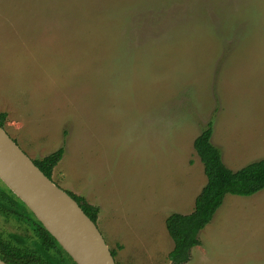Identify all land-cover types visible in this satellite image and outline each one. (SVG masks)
Wrapping results in <instances>:
<instances>
[{"label":"rangeland","instance_id":"374dc122","mask_svg":"<svg viewBox=\"0 0 264 264\" xmlns=\"http://www.w3.org/2000/svg\"><path fill=\"white\" fill-rule=\"evenodd\" d=\"M0 113L31 160L64 149L52 181L103 208L117 264H170L206 124L226 166L264 159V0H0ZM223 209L185 264H264V189Z\"/></svg>","mask_w":264,"mask_h":264},{"label":"trees","instance_id":"16d2710c","mask_svg":"<svg viewBox=\"0 0 264 264\" xmlns=\"http://www.w3.org/2000/svg\"><path fill=\"white\" fill-rule=\"evenodd\" d=\"M5 119L6 113H0V127L3 129ZM211 136L212 124L208 122L192 144L206 177V184L194 200L193 211L188 215L173 213L164 221L173 243V249L167 256L170 264L189 261L191 249L200 245V231L212 221L225 196L248 197L264 189V159L231 171L223 164L220 151L211 144ZM63 153L64 149L60 147L32 162L52 180V171ZM65 192L96 224L99 209L88 204L83 197ZM0 211L11 213L29 228L26 234L0 235V259L6 264H75L31 211L3 184H0ZM110 253L113 258L116 256L114 250H110Z\"/></svg>","mask_w":264,"mask_h":264},{"label":"water","instance_id":"95a60500","mask_svg":"<svg viewBox=\"0 0 264 264\" xmlns=\"http://www.w3.org/2000/svg\"><path fill=\"white\" fill-rule=\"evenodd\" d=\"M0 182L31 211L75 264H116L96 224L1 127ZM0 264L6 263L0 259Z\"/></svg>","mask_w":264,"mask_h":264},{"label":"crops","instance_id":"0c3cea01","mask_svg":"<svg viewBox=\"0 0 264 264\" xmlns=\"http://www.w3.org/2000/svg\"><path fill=\"white\" fill-rule=\"evenodd\" d=\"M210 142H213V143H215V144H217V142L215 141V140H213V138H212V140H210ZM221 159H222V162H224L223 161V158L221 157ZM200 161V160H199ZM224 165H225V162L223 163ZM226 166V165H225ZM228 169H230L231 171H236V170H238V169H240V168H232V167H230V166H226ZM190 174H192V172L191 171H189V175ZM206 184V183H205ZM204 184V185H205ZM193 185H195V183H192V186ZM204 185L202 186V185H198L197 187V189L198 190H196L195 192H189L188 193V196H189V201H188V203L187 204H190V203H193V206L191 207V210H190V212H189V214L193 211V208H194V200H195V198H196V196L199 194V192L201 191V189L204 187ZM262 191H260V192H258V193H256V194H254V195H252V196H258L260 193H261ZM252 196H248V197H252ZM244 198H247V197H241V196H233V195H227V196H225V198H224V200H223V204H222V206L218 209V211L216 212V215L222 210V213L223 212H225V209H223V208H225V204H227V203H230L231 205H234V204H236L238 201H240V200H243ZM89 204V203H88ZM91 205V204H90ZM95 207H97L98 209H99V211H98V215H97V222H96V226H97V228L98 229H100V227H99V223H98V221H99V219H101L102 218V221H103V229H102V231L104 232V234H105V236H108V237H114V235H109V234H113L112 233V231L110 230V228H109V217H107V214L104 212V210H103V208H101V206L99 205V206H97V205H95ZM181 211V210H180ZM102 212H103V214H102ZM180 213V212H179ZM181 215H184V214H181ZM215 215V216H216ZM109 216V215H108ZM215 216H214V219H215ZM105 223V224H104ZM211 227L208 225L207 227H206V229L205 230H209ZM101 230V229H100ZM207 239H208V237H207ZM116 262V261H115Z\"/></svg>","mask_w":264,"mask_h":264}]
</instances>
